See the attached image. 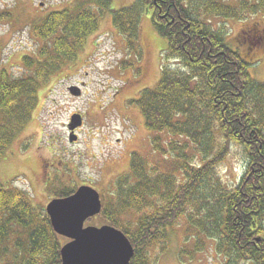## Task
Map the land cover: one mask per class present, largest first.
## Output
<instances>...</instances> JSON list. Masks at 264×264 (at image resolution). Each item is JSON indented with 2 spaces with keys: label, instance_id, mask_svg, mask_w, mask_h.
<instances>
[{
  "label": "trees",
  "instance_id": "obj_1",
  "mask_svg": "<svg viewBox=\"0 0 264 264\" xmlns=\"http://www.w3.org/2000/svg\"><path fill=\"white\" fill-rule=\"evenodd\" d=\"M111 2L76 0L74 12L50 11L32 26L42 45L34 56H22L20 76L0 70V164L31 120L40 88L61 69L62 61H77L105 11L112 12L128 49L136 51L143 10L152 9L157 32L168 42L166 57L179 60L181 68L163 66L157 85L144 89L134 103L147 128L156 132L153 153L174 162L160 172L158 166L147 168V159L133 153L130 172L117 178L112 192L116 198L104 201L101 213L131 240L135 253L130 264L156 263L158 257L147 256L150 249L163 244L169 228L182 217L197 233L191 247L180 250L190 259L210 245L223 264H264V83L251 77L248 53L232 49L224 31L204 19L241 20L264 13V0H136L116 10L109 9ZM254 27L242 31L240 42L258 34L251 31ZM234 147L244 152L246 171L227 188L217 169ZM74 191L60 187L53 197ZM41 211L26 191L0 184V260L38 264L47 254L58 262L61 235L47 211ZM190 235L185 234L186 243Z\"/></svg>",
  "mask_w": 264,
  "mask_h": 264
},
{
  "label": "rangeland",
  "instance_id": "obj_2",
  "mask_svg": "<svg viewBox=\"0 0 264 264\" xmlns=\"http://www.w3.org/2000/svg\"><path fill=\"white\" fill-rule=\"evenodd\" d=\"M135 1L112 0L109 9L116 10ZM75 5L76 0H0V70L6 68L14 76H20L22 56H34L42 45L33 34L34 22L50 11L72 9ZM112 15L106 10L97 31L87 38L86 45L74 59L77 61H62L61 69L43 84L31 120L1 161L0 184L26 191L32 204L44 212L60 187L74 192L83 185L95 187L103 202L113 201L116 180L130 172L133 153L147 159V168L158 166L160 172L173 165L172 158L164 159L153 153L151 140L156 132L147 128L142 111L134 101L144 89L157 85L163 66L180 69L181 62L166 57L168 42L157 32L152 9L143 10L136 51L128 49L126 38L113 24ZM204 19L214 29L224 31L232 49L243 55L248 53L251 77L264 83V43L260 42L264 37L246 35L243 42L239 38L245 28L256 22L264 31V13L251 14L241 20ZM74 85L81 89L79 96L69 91ZM76 113L83 115V124L74 139L68 126ZM162 137L170 141L168 135ZM245 171L246 156L237 147L217 169L227 188L234 187ZM136 181L132 179V183ZM41 212L38 213L42 217ZM101 212L88 218L85 226L117 228ZM136 212H132L133 216L138 217ZM118 218L121 223L127 222L123 215ZM169 230L166 241L150 249L147 255L151 260L158 257L154 264H223V258L212 251L210 245L194 252L192 259L180 252L182 247H191L192 236L197 234L185 224L184 217ZM187 233L191 234L189 243L184 240ZM59 239L62 250L70 239L62 235ZM163 246L166 247L164 252ZM60 254L58 262L46 254L40 256L44 259L38 260V264L45 261L59 264V260L63 264L61 251ZM10 261L6 258L4 262L0 260V264Z\"/></svg>",
  "mask_w": 264,
  "mask_h": 264
},
{
  "label": "water",
  "instance_id": "obj_3",
  "mask_svg": "<svg viewBox=\"0 0 264 264\" xmlns=\"http://www.w3.org/2000/svg\"><path fill=\"white\" fill-rule=\"evenodd\" d=\"M69 90L81 94L78 86ZM82 124V115L74 114L71 138L77 139L74 131ZM46 210L54 230L70 239L61 250L63 264H129L133 258L135 248L123 231L109 225L85 226L88 218L102 210L100 193L93 187L83 185L70 196L52 199Z\"/></svg>",
  "mask_w": 264,
  "mask_h": 264
},
{
  "label": "flooded vegetation",
  "instance_id": "obj_4",
  "mask_svg": "<svg viewBox=\"0 0 264 264\" xmlns=\"http://www.w3.org/2000/svg\"><path fill=\"white\" fill-rule=\"evenodd\" d=\"M256 24V27L252 28L251 31H253L254 33L255 32H258V34L254 35L256 38L260 39V37H264V31H262L259 27V24H257V22L255 23ZM253 33V34H254ZM260 42H263L264 41H260Z\"/></svg>",
  "mask_w": 264,
  "mask_h": 264
}]
</instances>
